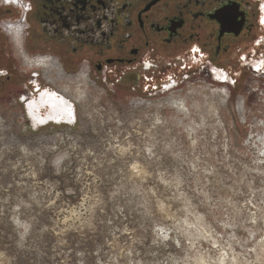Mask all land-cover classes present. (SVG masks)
I'll return each mask as SVG.
<instances>
[{
    "label": "rangeland",
    "instance_id": "374dc122",
    "mask_svg": "<svg viewBox=\"0 0 264 264\" xmlns=\"http://www.w3.org/2000/svg\"><path fill=\"white\" fill-rule=\"evenodd\" d=\"M84 77L74 122L0 96V264H264V78L124 97Z\"/></svg>",
    "mask_w": 264,
    "mask_h": 264
},
{
    "label": "flooded vegetation",
    "instance_id": "af4514ba",
    "mask_svg": "<svg viewBox=\"0 0 264 264\" xmlns=\"http://www.w3.org/2000/svg\"><path fill=\"white\" fill-rule=\"evenodd\" d=\"M53 70L124 97L264 78V0H0V96L53 100Z\"/></svg>",
    "mask_w": 264,
    "mask_h": 264
},
{
    "label": "bare ground",
    "instance_id": "6f19581e",
    "mask_svg": "<svg viewBox=\"0 0 264 264\" xmlns=\"http://www.w3.org/2000/svg\"><path fill=\"white\" fill-rule=\"evenodd\" d=\"M39 65V64H38ZM41 70V69H40ZM51 76L53 77V79L55 80V79H57V80H55L54 82H59V84L56 86L55 85V83H53L54 84V86H56V89L58 90V92H60L61 94H55L56 95V97L60 100H62V103H61V109L59 108V111H60V114H61V110H64L65 112L62 114V116H64V114H68L69 113V109H70V111H72V115L73 116H71V114H70V118L71 117H73V122H74V119H75V115H74V105H75V103H73L71 100H69V98L70 99H72V100H74L76 103H78V104H81V99L82 98H84V94L82 93V92H84V90H85V86H84V88H82V87H80L81 86V83L82 82H79V83H76L73 79H72V81L70 82V83H68V84H62V83H60V81H61V79L63 80V79H66V78H63V77H61V76H59V75H57L56 74V72L55 71H53V72H51ZM50 76V78H52ZM66 82H68V81H66ZM77 82H78V80H77ZM76 83V84H75ZM200 84H201V82H199ZM86 88H87V86H86ZM186 88V87H185ZM185 90V89H184ZM215 90V91H214ZM86 91V90H85ZM208 91L210 92V93H212V92H216V95H218V93L217 92H219L220 91V89H218V87H214V86H211V85H209V89H208ZM190 95V94H189ZM206 95V94H205ZM172 96H173V94L172 95H170V98H172ZM179 96V95H178ZM67 97V98H66ZM53 97H48L47 99H46V101H44L45 103H43V102H41V103H38V104H36L34 101H31L30 103H28V108H30V109H37V108H39V109H44L45 111H47L48 112V114L50 115L51 114V112H53V110H55V106L53 105V103H56L58 100L54 97V101L53 102H51V100L50 99H52ZM168 98V97H167ZM259 99V98H258ZM48 100V101H47ZM168 101H165L166 103H167V106H174V107H176V108H179L180 107V109H185L186 108V102H185V100L186 99H177L176 97L175 98H173V99H167ZM66 103H70V106L69 105H67ZM85 104V103H84ZM65 105V106H64ZM66 107V108H65ZM49 108V109H48ZM243 108V107H242ZM240 109V108H239ZM244 109V108H243ZM246 110V109H245ZM247 111V110H246ZM251 111V110H250ZM249 113L247 112V115H248ZM255 119V118H254ZM259 119H261V118H259ZM262 122L264 123V119H262ZM65 124H67V123H65ZM68 124H73V123H69L68 122ZM264 154V153H263ZM225 251H226V249H225ZM222 258H226L224 255H223V257ZM224 259H223V262H225L224 261ZM222 261V260H221Z\"/></svg>",
    "mask_w": 264,
    "mask_h": 264
}]
</instances>
